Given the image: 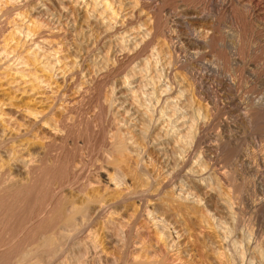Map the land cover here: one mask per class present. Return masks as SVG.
Segmentation results:
<instances>
[{
	"label": "bare ground",
	"instance_id": "1",
	"mask_svg": "<svg viewBox=\"0 0 264 264\" xmlns=\"http://www.w3.org/2000/svg\"><path fill=\"white\" fill-rule=\"evenodd\" d=\"M25 1L27 2V0H25ZM68 1L72 2L74 5H76L79 8L78 10L81 9L82 12H84L83 14L85 16V19H87L88 17H91V18L93 17L94 22L96 20L95 23H97V25L101 26V28L104 31V34H106L109 37L108 39L111 42V44L114 43V45H111L110 42L107 41L108 43L106 44V46L108 44H110L111 47L112 46L115 47V44H116V46H119L121 51L125 50V52H126L128 47H130V46L132 48L134 47V49H135V47L137 48L138 46L141 45V47H138V48L139 49L142 48V46H143L142 44H144L147 41V37H149L148 34H150V37H151V32L149 31L150 33H148V31H147L148 27H146L147 28L146 29L145 24H144V26L142 24H138V26L137 25L132 26V28L122 29L123 28L122 26L127 25V24L124 25V22H127V18H129V17L131 18L132 16H130V15H132V14L130 12H127L123 15L120 11V9L123 7L119 6L120 9L117 8L115 6L116 4L114 3L115 0H68ZM136 1H138V0H136ZM18 2H19V0H0V25L5 23V25H7V27L9 28L8 36L5 38V40L3 39L4 41H2L3 43H1V45H0V76L3 77V78L0 77V81L2 79H4V77H5V79H7L9 77L10 82L8 79H7L8 80L7 82H9L10 85L12 84L16 87H20L21 89L24 90V92H28V93L33 92L32 95L33 96L35 95L36 98L40 97V99L37 100V99L33 98V100H36L35 101L36 106H34L35 105L34 103H32L34 105L31 106V104H30L31 101H29V103H26V101H25V103L22 104L23 101L21 99L20 100L22 102H20L19 105H16L15 102L13 100H11V99H13L12 97H14L12 95V93L10 96L11 98L7 97L5 99L6 102H2L0 100V157L4 156L3 154H5V155L7 154V156L9 154V156H8L9 159H7L8 164L7 163L4 164V162H6V161H4L3 164L2 163L0 164V200L1 199L3 200V198L5 196H7L6 198H4V200L7 198H9L11 200L10 203L12 205L10 206L9 209L12 210V206H13V208L17 207V205L19 206L18 202H20V200H22L21 198L27 197V194L29 195L30 192L32 193L31 189H35V187H37L36 189H38L39 187L42 190L44 189L43 191H45L47 193V195L48 194L50 195V197H49L50 202L47 199L48 197H46L47 205L44 203L46 206H44V208L40 210L39 214H38L37 210L35 209L36 213H37V215L35 214L36 217H32L31 219L29 218V216L27 215V214H29V208H28V213H26V211H24L25 212V214H24L21 211L24 216L25 215L28 216V217H26L27 219L29 218L28 220H26L24 217H21L22 216L21 215L20 217L22 219L20 222L17 221L15 223L14 220L16 218H14L13 221H14L15 225L13 223L12 224L14 226L10 225V227L13 226L12 235H11L13 237V241L20 238L21 240L19 239L18 241L21 243V241H23V239L26 238V239H24V243L22 242V244H24V245L23 246L20 245V247H22L24 250L26 249V251H27V252H24L23 249L20 248V249H22L21 251L23 252V253L20 252L23 255L22 257H26V258L28 257V259H29L30 255L36 254L38 256L41 255L40 256L42 258L41 260H43V256H44V261L41 264H72V261L69 259V257L67 258V256H65V255L70 251V249L71 250L73 249L72 247H74L73 246L74 244H77L76 242H78V244L86 243V245L87 244L89 245L91 243L90 246L93 243V246H91V247L92 248L94 247L95 250H97L96 248H98L99 246L103 245V242H104L103 240H101V241L97 240L99 233L97 231L98 229H96V227H97L96 225H99L98 223L100 222L99 219L102 218V220H103L102 222L103 223L105 222V225L102 223L105 226V228H106V224L108 223L110 225V222H111V223H117L118 224V225L113 224V225H117L119 227L118 228L115 226V228H116L115 230L117 232H119L118 230H120V232H119L120 235L117 232L113 231V234L116 235V237H114L116 239V241L119 239V237L117 235H119L121 237L119 240L120 245L118 244L119 247L121 246V250L119 248L120 253H118V252H116V250H114L115 253L119 254L117 257V261L116 260H114V261H116V263H118V264H144L143 261L136 260L137 259L136 255L134 254L135 256H133L132 251H131L133 249L132 247L136 243L135 242V239L137 238L136 233L137 232L139 233V227H138L139 223L138 222L144 218L145 220H147V222H149L148 224H151V226L153 227V230L155 233L154 235H156V237L159 239L158 241L162 242L163 245H165L166 248L171 251L172 258L182 262L184 260V258H187L188 256H190V254L193 252V251L191 252L192 248L190 249V247H189L190 243L187 244L186 241H185V244L182 243L183 245L188 246V249H185V248L182 249V247L180 248V246H182V244L179 243L182 239H184L183 236L185 235V233L188 232V230H186V224H187L186 220L190 219L192 221V219L190 218L192 215L193 219H196V222L198 219V221H199V223H201V225H202V223H203V225L205 223L206 225H209V227H210L212 224L211 228L213 230L214 235H212L211 237H210V235H208L211 240L206 243L205 248L209 247V249L212 251L211 253H213V255L216 257V260L220 259V260H218L219 264H264V249L262 247H260L261 246V245H259L260 243L254 242L255 243V245H254L250 242L251 237L248 238V236H250V234L249 235L245 234V236H247V238L249 239V240L244 239L247 241V242L245 241V243H244L245 244L244 246H247L246 247L247 251H246V249L244 250V246L242 244L243 238L240 239V237H239L243 233L240 232L241 233L240 235L237 233L239 236H236L237 234L233 235L232 231L229 230V229H232L231 228L232 225H231V227H229L230 223L228 224V221H227L228 227H226V225H224L222 223V221L225 222L224 219L222 220L219 215H218V218L221 219L222 221L216 219L215 218L216 214H215V216L212 215V213H211L212 211L210 212L211 209L210 210L208 209L209 211L206 209V212L202 211L205 209L204 207H203L204 209H202V206H203L202 200L203 199H201L202 197H199L198 193H196L193 190V188H195V186H197V184H199V188H200V185H205L206 187L211 189L212 193H214L215 187H213V186H215L216 183L214 184L212 182L213 181L212 179H216L217 177H220L218 175V176H216V178H213V176H209L210 173L207 176L208 173H206V168H205V166L207 164L204 165V163L200 160V162L197 163V165L199 164L197 167L195 165L196 164V161H195V162H193V165H195V166L193 167V165H192V167L190 166L185 171L182 170L183 169L182 167H181L182 169L181 168L176 169L174 167L171 169V171H168V169L166 170L164 168L165 170H163V171H165V173H162V177H161V174H158V173L155 174L154 173L153 168H156V167H154V165H153L155 162L154 163L149 162V159L152 160L151 156H148V157H150L148 159V158H145L144 155H142L143 152L141 150L142 149L144 150V148L142 147L143 144L146 145L148 143V145H149V143L151 141L154 142V140L157 139L156 138L157 135L159 138V140H157V142L160 141L159 143L161 145L160 149L163 148V150L161 152L162 153L161 155H163V157H164V155H167V153H168V152L166 153V151L163 152L164 146H166V145L169 146L168 144L174 145L177 142L178 143V144H176L177 146L181 145L182 143L186 144V146H187L188 143L190 142L192 136L194 135V131H195V127H196L195 126V118L190 116L191 112L189 114L190 117H188L189 119L186 118L183 121H181L182 119L180 120L182 122L180 126L183 125L182 127L175 126V127L171 128L170 127L171 119H173L171 117V115L174 116V114L168 113V115H167L165 113H161L162 112V110H161V112L158 111V113L160 112L161 114L159 115V117L156 118L155 117L156 115L154 116L155 113L152 110L153 108L151 110L154 114L151 112L150 108L145 107L146 108L145 109L143 107L144 103L140 102V101L144 100L141 97L143 96V93L146 91L140 92L142 94V96L139 93V91H140V89H142V87H143L142 85H144L145 83H147V85L149 83L148 86H150L151 82H152L151 85L154 84V85H152L154 90L153 91L149 90L150 91L149 96H148L149 98H150V95L152 97L153 94H156V92H158V90H160V89L162 90L163 86H164L163 89H167V87L169 86L168 85L166 87L165 85H163L159 89V87L157 85V84H159V82H161V81H159L160 80L159 79L160 73L158 72V69H157L158 64L161 63V61L160 62L158 61L159 63L157 62V60L160 59V58H158V55L161 56V54H164V50L161 51V50H159L160 48L157 47L158 44L160 47L161 42H158V44H156L157 46L154 45V47L153 46L151 47V45H149L151 47L149 49L150 54L149 55L147 54L148 56L147 57L145 56V58L143 59L142 62L141 61L140 62L132 61L133 63L132 62L131 63L133 65L130 64L132 66L128 67V69H130V73H128L129 75L128 76L124 75L123 78L120 77L121 79L118 82L119 83L118 88L120 91H122V93L121 94L119 93V94H120L121 98H123V103L121 102L122 101L121 99H118V100H121L120 102L122 103V106L124 104L130 105V111L129 112L127 111V110H129L128 107H127V109H125L128 113L131 112L129 115L130 121L127 122L128 119H125V120H127L126 122H123L124 121L123 119H122L123 121H121L118 117H116L117 116L116 112H113L114 114H116L115 121H113L114 127H113V129L111 128L108 131H106V127H105L106 125L104 126V122H103V115L106 116L108 114V113L105 114V109H107L108 111L111 112V109H112L111 107L114 106V105L111 106V103L113 104V102H114L113 101L114 97L112 98V100L107 98L109 100L107 102L109 103L108 107L110 109H108V107H106L104 109V107L102 106L100 114L98 113V115L101 116L100 119L97 121L99 123L98 126L99 127L101 126L100 129L103 130L102 131L103 133L101 131H99V133H102L103 136L102 135L100 136V138H101L100 148L99 149L95 148V149L102 152L103 153L102 157H105L106 162L113 165V166L111 165V168L108 169L109 167H107V168L104 167L103 166L104 164L103 165L101 164L102 161L100 159H97L100 161V165H102L100 168H99L100 165L96 166L100 169L99 173L101 174L100 175L101 177L99 176V178L97 180L100 183H104V187H105V188H103L104 190H101V188H98V187L96 188L94 186L95 184H93L92 182H89V180L85 179L87 177L86 176L87 173L85 172V174H84L85 165H87L85 162H89V161H86V160L83 161L84 160L83 159L81 161L79 160L80 162L78 163V161L75 160L73 155H72L76 151L80 150L81 145L79 144V142L82 143V146L83 145H85L86 147L88 146V149H89V147L91 149L93 147V145H92V147L89 145V144H91L92 137L94 136V133H95V132L93 133L94 130H92L93 127L91 125V124H93V122L91 120L86 121V119H85L86 124L82 125L83 121L81 122L80 119L78 118V115L76 114L75 109L77 106H74L80 99H82L81 97L83 94V90H85L87 87L82 85V84L76 83V85L72 87V89L74 90L73 91L74 97L72 96L73 98L71 97L72 100H70V101L67 100V96L65 95L66 92L60 88L63 84H67V82L69 80H70V83H73V81H75L73 79H76V78H74L75 74H77L78 71H79L78 75H80V73H81V76H82V74L84 75V72L82 73V71L80 69L81 65L78 63L80 60L78 61V59L76 58L77 55H75V56H73L74 57L73 60L69 61V59L67 57H65V55L62 54L64 51L62 49V44H59L57 42L55 43V41L48 39L47 33L48 32L51 33V30L50 29L48 30L46 27L43 28L42 25L39 24L41 22L38 23L37 22L38 20L34 19V17H32V16H29V14H26L23 11L22 12L19 11ZM121 3H123V2H121ZM121 3H118V5L119 4L121 5ZM136 3L137 2L133 3L132 6L135 7L134 4H136ZM37 4L35 7L36 11L43 12L44 10L46 11L48 9L47 7L44 6L46 8L45 9L42 6L43 4L42 5H39V4L37 5ZM130 6H128L127 8H129ZM32 8H33V6H32ZM45 13H48V12H45ZM138 14H139L138 15L139 17L142 15L139 12H138ZM49 15H50V13H49ZM151 17H152V15H151ZM196 18H198V17H196ZM83 19H84V17H83ZM141 23H143V22H141ZM130 25H132V24H130ZM133 25H134V23H133ZM1 26H3V25H1ZM1 26H0V30H1ZM48 28H49V26H48ZM156 28H158V27H156ZM149 29H150V27H149ZM154 31H156V29H154ZM155 37H157V35L154 36V38ZM152 38L153 37H151V40H152ZM158 40H156L155 42H157ZM96 42H97V40H96ZM151 42H154V40ZM151 42L149 41L148 44H150ZM95 44H97V43H95ZM148 44H147V47H149ZM153 44H155V43H153ZM162 44H164V43H162ZM110 45H108V46H110ZM106 46L104 48H106ZM93 48L89 49V50L93 51ZM95 48H97V46ZM119 48H117V49H119ZM108 49H110V47H108ZM134 49H132V50L130 49V51H133ZM161 49H162V47H161ZM112 50H111V52H112ZM90 51H88V52H90ZM108 51L110 53V50H108ZM115 53H119V52L116 50ZM165 53H167V51H165ZM88 54L89 53H87V56H89ZM95 54L97 55V53H95ZM102 54L101 55L104 58L101 59L102 60L101 62L104 61V63L106 65L103 64V65H105L103 67H106V69H107V66L109 65L108 60L109 61L112 60V59H110L111 55L109 57V55L106 52H104ZM127 54H129L128 51H127ZM136 54H135V56H136ZM83 55L85 56L86 53ZM93 55H94V53H93ZM101 55L99 54L98 56L100 57ZM107 55L109 58L108 57L105 58ZM166 55L170 56L169 54H166ZM90 57L93 58L96 56H89V59H90ZM83 58L86 60L85 57H83ZM112 58H114V57L112 56ZM132 58L135 60L134 56ZM142 58H143V56H142ZM96 59H97V61L98 60L100 61V59H98V57H96ZM96 59L93 61L97 62ZM137 59L139 60V57ZM165 59H162L163 63H164L163 60H165ZM168 60H170V59L168 58ZM99 61L97 63L100 66L101 63ZM115 61L113 62V60H112L110 62L115 63ZM80 62H82V60ZM110 64L112 65V63H110ZM165 64H166V62H165ZM165 64H162V65H165ZM168 64H169V61H168L167 65ZM103 67H102V65L100 67H98L96 69V73L98 74V72H100V69L102 70ZM164 69H166V67ZM91 70H92V68H91ZM90 76H91V74H90ZM85 77L87 78L86 75H85ZM85 77L82 76V78L84 79V80H82V82L85 81V82H83L84 84L87 81ZM167 77H168V75H167ZM166 80L168 81L167 78H166ZM5 82H6V80H5ZM58 83H59V86H60V84H62L59 88L57 87ZM55 84H56V86H53ZM161 84H163V83L161 82ZM165 84H167V83H165ZM179 85H180V83H179ZM171 86H173V85H171ZM5 87H7V86H5ZM10 87H12V86H10ZM67 87H71V86H67ZM137 87H139V88L141 87V88L136 90ZM12 88H14V87H12ZM153 88L151 87V89H153ZM8 89H10V88H8ZM116 91H117V89H116ZM166 91L164 93H163V91H161V93L163 95H165ZM146 93H145V95H146ZM162 94H161V97H159L160 94L158 97L162 98V96H163ZM168 94H170V91L168 92ZM170 96H171V94H170ZM177 96H181V94L177 95ZM145 97H147V96H145ZM149 98H147V99L150 100L151 98L150 99ZM159 98L157 100H155V102L159 101L160 100ZM164 98H166V97H164ZM0 99H2V98H0ZM16 99L14 98V100H16ZM152 99H154V98H152ZM174 99L175 98H172V97L170 99V97H168V95H167V98L165 99L166 100L165 102H168V104L171 105L170 108H173V106L176 102V101L174 102ZM2 100H4V99H2ZM7 100H8V102H7ZM115 100H116V98H115ZM46 101H48L49 103H46ZM59 102H60V106L59 105L57 106V103L59 104ZM115 102H118V101H115ZM115 102H114V104H116ZM180 102H184V101H180ZM188 102L189 101L187 100L188 105L191 104ZM38 103H39V105L45 104L46 106H38ZM149 103H151V102H149ZM176 103H179V102H176ZM20 104H22V105H20ZM67 104H69V105H67ZM151 104H150V106H151ZM162 104H161V106H162ZM187 104H186V106H187ZM5 105L10 106V107H15L18 110L17 112H20L24 115V117L26 118L25 122L20 123L19 120L15 118L16 116L15 117L11 116V115L9 116L8 115L9 113H6V111L4 110ZM118 105L120 106V104H118ZM165 105L167 107V103ZM165 105H163L164 109L163 108H160V109H163V111L166 109L169 110L170 108L169 107L166 108ZM119 106H118V108H119ZM122 106H120V108H122ZM180 106H182V105H180ZM175 107L177 110V106H175ZM187 107L189 108V107H191V105H189ZM174 110L175 109H173V113L175 112ZM179 110L181 111L180 108L178 109V111ZM126 111H124V114L122 113L120 115H126L125 114ZM194 111H196V110H194ZM98 112H99V109H98ZM117 112H118V110H117ZM186 112L189 113L188 111H186ZM169 114H170V116H169ZM196 114H197V111H196ZM181 115H184V112ZM255 115H256V120H257L258 127H259L258 130H260V132L264 135V121H263L264 117L262 119V113H260V112L256 113ZM184 117L185 116H183L182 118H184ZM196 117H198V115ZM120 118H123V117H120ZM180 118H181V116H180ZM180 118H178V120ZM89 119H91V117ZM113 120H114V118H113ZM140 120H142L141 123H140ZM146 120L148 122V125L146 122H144ZM196 121H197V119H196ZM243 121H244V119H243ZM173 122H172V124H173ZM101 124L104 127H102ZM172 124H171V126H172ZM174 125L175 124H173V126ZM147 126H149V127H147ZM38 127L39 128L41 127V129L49 130V132L53 135V139H51V135H50L51 140H49V141H44L45 138L43 136L42 137L36 136L33 132H36L35 130ZM91 127H92V129H91ZM39 128H38V130H39ZM102 128H104V129H102ZM175 128H177V129H175ZM96 129H97V127H96ZM187 129H188V131L186 132ZM152 130L153 131L155 130L154 132H156V134H153L154 133L153 132L152 133L153 135H152L151 134ZM95 135H96V133H95ZM46 139H48V138H46ZM24 141H26V142L24 143ZM94 141H95V139H94ZM201 141H202V139H201ZM37 142L41 144V151L35 153V151H33V145L36 144ZM96 142L98 143V140H96ZM185 142H188V143H185ZM214 143H216V142H214ZM78 144H79L80 148H78ZM205 144H206V142H205ZM212 144H209V145L211 146ZM150 145H151V143H150ZM150 145H149V147H150ZM176 145H174V146L176 147ZM217 145H218V143H217ZM217 145L215 144V146H217ZM238 145H239V143H238ZM140 146L142 147V149L139 148ZM145 147H147V145ZM152 147H155V146L152 145ZM167 148H169V147H167ZM208 148H210V147L208 146ZM216 148H215V150H216ZM220 148L221 147H219V149ZM211 149L213 150V148H211ZM233 149H235V148H233ZM166 150L168 151V149H166ZM177 150L179 151V149H177ZM177 150H176V152H177ZM231 150H232V148H231ZM22 151H25V153L22 154ZM169 151H170V149H169ZM180 151H182V149ZM202 151H204V150H202ZM224 151L226 153L225 149H224ZM229 151H227V152H229ZM234 151H236V149ZM94 152H95V150H94ZM102 153H99V154H102ZM233 153H234L233 151H230L229 154L227 153V155H229V158H230V155H232ZM222 154H224V153H222ZM90 155H92V153H89L87 155V157L89 156V158H90ZM169 155H168V158L169 157L172 158V156L171 155L169 156ZM183 155H184V153L183 154L180 153L179 156L176 155L175 158L176 159L181 158L180 160H182V159H184ZM200 155H201V153L199 154V157L197 155L196 158L201 159ZM233 155H235V154H233ZM54 157H56V158H54ZM81 157L84 158L85 155H83ZM87 157H86V159H87ZM100 157H101V155H100ZM102 157H101V159H102ZM243 159H241L242 162H243ZM2 160H3V157H2ZM12 160H13V162H11ZM87 160H90V159H87ZM184 160L186 161V158ZM184 160H182V161L185 162ZM203 161L205 162V160H203ZM106 162H105V164H107ZM174 162H175V159H174ZM11 163L15 164V165L20 163L22 165V169H23L25 176L23 178H21L20 180L17 179L18 177H16V173L13 170V166L10 165ZM179 163H181V162H179ZM201 163H203L204 166L200 165ZM97 164H99V163H97ZM151 164L153 165V168H151ZM182 164L183 163H181V165ZM169 165H171V164H169ZM173 165L174 164H172V167H173ZM186 165H187V163H186ZM233 165H234V163H233ZM87 166H86V169H87ZM177 166H179V164ZM58 167H60V169H62L61 170L62 172H58V174H56L55 173L56 171L53 172V170L55 168L58 169ZM222 167H224V166H222ZM90 168H92V167H90ZM97 169H95V171ZM214 169H216V168H214ZM223 170L227 171L226 169L222 168V170H220V172H222ZM51 171L53 173H55L56 175L52 174ZM207 171H208V169H207ZM216 171H218V170H216ZM88 172H90V171H88ZM14 173H15V175H14ZM99 173H97V174L99 175ZM214 173H212V174H214ZM222 173H224V172H222ZM47 174H49V175H47ZM50 174L52 176H50ZM225 174H227V173H225ZM225 174H224V176H226ZM163 175H164V178H163ZM84 176H86V177L84 178ZM174 176H175V179H176V176L177 177L179 176V178L181 176H188L187 180L190 181L189 178H191V181L193 180L192 184H195V186L192 185V187L194 186L192 188V187H190L191 185L188 186L187 184H185L184 181H181V180H180L181 182H179V183L177 182L178 185L172 186L171 184H173V183L176 184V181H177V180L175 182L172 181ZM96 177H98V176H96ZM185 178H183V179L185 180ZM227 178H228V176H227ZM170 179H171L170 184L169 183L167 184L168 180H170ZM180 179H182V178H180ZM158 180H159V182H158ZM217 182H219V181H217ZM228 182H230V180ZM94 183H96V182H94ZM212 184H214V185H212ZM168 186L169 187L172 186V187L170 189H168L169 188ZM228 187H229V185H228ZM40 188H39V191H41ZM203 188H205V187H203ZM66 189L70 190V191L67 190L69 193L71 192L70 195L67 191H66V193H64V191ZM115 189H119V191L118 192L116 191V193H115L114 192ZM209 189H207V191ZM252 190H253V188H252ZM39 191H38V194H39ZM43 193H41V194L42 195L46 194V193H44V194ZM217 194L220 196H218ZM217 194H216L217 199H218V201H220L218 203L221 204L220 206H223V209L225 211L224 213L226 215H228V218L229 217L233 218L236 215V212H235L236 210L232 206L234 203H233V201L231 203V200H230L231 198H230L229 194H228V196L230 198L229 200L226 199L228 197L225 196V198H223L224 195L222 196V194H220L218 192H217ZM224 194H226V193H224ZM42 195H41V197L43 200ZM47 195H44V202H45V196H47ZM36 197H37V195H36ZM41 197L39 196L38 199H40ZM9 199H8V201H9ZM212 199H211V201H212ZM27 200H28V198H27ZM154 200H158V201H155L157 203H152V201H154ZM215 200H216V198L214 199V201ZM214 201H213V204H214ZM1 202L2 201H0V203ZM25 202H24V204H25ZM28 202H29V200H28ZM37 202H38V200H37ZM210 202H209V204H210ZM35 203H36V201H35ZM21 204H22V201H21ZM129 204L130 205H132V204L136 205L137 204L136 206H134V207H136L134 209L135 210L134 214L132 212V214L129 215L130 218L128 220H127L128 217L126 218L127 221L124 219V221H126V224H122V222H123L122 220H120V221L118 220L119 222H116L117 219H115V218L117 216H115V215L120 214V211H121V210H119V206L120 205L127 206ZM262 204H263V202H262ZM27 205H25L24 207H26ZM37 205H38V203H37ZM41 205H42V203H41ZM215 205L213 207H215ZM28 206L31 207V204ZM38 206H36L37 209H38ZM244 206H246V205H244ZM42 207H43V205H42ZM128 207H127V209H128ZM156 208H158V209L161 208V212H157ZM207 208H209V206ZM217 209H218V207H217ZM22 210H24V209H22ZM184 210H185V212L183 213ZM14 211H16V209ZM21 212H20V214H21ZM30 212H31V209H30ZM187 212L190 214L189 218L184 217L185 213L187 215ZM234 212H235V214H234ZM15 213L17 214V212H15ZM120 215H122V214H120ZM11 216H12V212L10 215V219H11ZM114 216H115V218H114ZM185 218H186V220H185ZM234 218H237V217L235 216ZM234 218H233V220L231 219V221H234ZM34 219L36 222H38L37 224L35 222L34 223L31 222L32 220L34 221ZM121 219H122V217H121ZM19 220H20V218H19ZM180 220H182L183 223H180ZM211 220H213V222H211ZM29 223H32L33 226H34V224H36V225L34 227L33 226L28 227ZM148 224H146L147 227H148ZM172 224H174L172 227L173 231H172V228H171V231H169L170 229L168 227L169 226L171 227ZM192 224H193V222H192ZM245 224H247V223H245ZM103 225H101V226H103ZM109 225L107 226V228L108 227L111 228L112 225H110V226ZM243 225H242V227H243ZM104 226H103V228H104ZM143 226H145V225L143 224ZM117 228H118V230H117ZM9 230H10V228H9ZM238 230L242 231V228H240ZM253 231L254 230H252V232ZM243 232H244V229H243ZM208 233H210V232H208ZM108 235L106 237L107 240H108V238L111 239V237L114 236V235H112L111 237H108ZM121 235H123V236H121ZM138 235H140V234H138ZM11 236H9V237H11ZM201 236H203V235H201ZM245 236H244V238H246ZM22 237H24V238L22 239ZM102 237H101V239H102ZM238 237H239V239H238ZM103 239H104V237H103ZM204 239H206V238L204 237ZM207 239H209V238H207ZM253 239H255V238H253ZM88 240H93V242L91 241L88 243L87 242ZM186 240H187V238H186ZM18 241H16V243H14V242L13 243L18 244L17 243ZM84 241H86V242H84ZM119 241H118V243H119ZM190 241H188V242H190ZM260 241H261V239H260ZM10 242H12V241H9V243ZM107 243L109 244V242H107ZM217 243H219L217 245V247L218 246L219 247L215 250V248H216L215 244H217ZM246 243H247V245H246ZM19 244H18V246H19ZM108 244H107V246H108ZM256 244H258L259 246ZM86 245L83 244L82 247L83 248L84 247L85 248L90 247V246H86ZM144 246H146V245H144ZM262 246H264L263 243H262ZM13 248H14V245H13ZM83 248H82V250H84ZM94 248H93V250H94ZM91 249H89V248H87V250L85 249L86 252H83V254L85 253L84 254L85 258L90 254L89 250H91ZM146 249H148V248H146ZM10 250H11V247H10ZM16 250H17V248H16ZM202 250H203V248H202ZM13 252H14V250H13ZM93 253H94V251L91 254H93ZM16 254L17 253H15L14 255H16ZM68 254H70V253H68ZM83 254H81L80 257L77 256L78 258H76V259H75V255L73 257H71V259L73 258V264L74 263L75 264H82L80 258L83 256ZM70 255L72 256V254H70ZM169 255H170V253H169ZM137 256L139 257V255H137ZM13 257H15V256H13ZM19 257L21 259V256H19ZM149 257H150V255H149ZM35 258H37V257H35ZM141 258L139 257V259H141ZM212 258H211V262H214V261H212ZM20 259H19V261H22ZM86 259H88V258H86ZM16 260H18V259L16 258ZM41 260H39V261L41 262ZM165 260H166V258H165ZM213 260H215V259L213 258ZM216 260H215L214 264H216V263L218 264V261H216ZM15 261H13V262L15 263ZM30 261H31V259H30ZM148 261H150V259ZM157 261L158 260H156V262ZM13 262L11 261V264H13ZM23 262H24V260H23ZM27 262H28V260H27ZM156 262H153V263H156ZM186 262H188V261H186ZM18 263H15V264H18ZM116 263H114V264H116ZM30 264H32V263H30ZM94 264H95V262H94ZM148 264H149V262H148ZM157 264H166V263L161 261L160 263L158 262Z\"/></svg>",
	"mask_w": 264,
	"mask_h": 264
},
{
	"label": "rangeland",
	"instance_id": "2",
	"mask_svg": "<svg viewBox=\"0 0 264 264\" xmlns=\"http://www.w3.org/2000/svg\"><path fill=\"white\" fill-rule=\"evenodd\" d=\"M131 1L133 3L137 2L139 5L136 3V4H134L135 7H133L132 6L133 3ZM138 1H136V0H118V1L115 0L114 1V3L116 4L115 6L117 8H119V6L123 7L121 9L119 8L123 15L127 12H130L132 14V15H130L132 17L131 18L129 17L130 19L127 18L128 23L124 22V25H126V24L127 25L122 26L123 27L122 29L132 28V26H136V25L138 26V24H142L144 26V24H145V28L148 27V30H147L148 33L151 32V37H153L151 40L150 34H148L149 37H147V41L144 44H142L144 47L142 46V48H140V49L138 47H141V45L138 46L137 48L135 47V49H134V47L132 48L131 46H130L131 48L128 47L129 50L127 49V51L129 54H127V51L125 52V50L121 51L119 46H116V44H115V47L114 46L111 47V45H114V43L111 44V42L108 39L109 37L106 34H104V31L101 28V26L97 25V23H95L96 20L94 22L93 17H92L93 19L91 17H88L87 19H85V16L83 14L84 12H82L81 9L78 10L79 8L76 5H74L72 2H69L68 0H27V2L25 0H19V2H18L19 11H21V12L23 11L24 13L29 14V16H32V17H34V19L38 20L37 21L38 23L41 22L39 24H41L43 28L46 27L48 30L49 29L51 30V33L50 32L47 33L48 39L55 41V43L57 42L59 44H62V49L64 50L62 54L65 55V57H67L69 59V61L73 60V58H74L73 56L77 55L76 58L78 59V61L82 60V62H83L82 63L79 61L78 63L81 65L80 69H81L82 73L84 72V75L82 74V76L83 77H85V75L87 76V78L85 77L87 80L85 84L83 83L85 81L82 82V80H84V79L82 78L81 73H80V75H78L79 71L77 74H75L74 78H76V79H73V80H75V81H73V83H70V80H69L67 82V84H63V85L60 84V86L62 85L61 87L59 86V83L57 84L58 88L60 87L63 91L66 92L65 95L67 96V100H69V101L72 100V98L74 97V94H73L74 90L72 89V87L75 86L76 83L82 84V85L87 87V88L85 87L86 89L83 90V94L81 97L82 99H80L74 106H77L75 109L76 114L78 115V118L80 119V121L81 122L83 121L82 125L86 124V121H88V120H91L93 122V124H91L93 129H92V127H91V129L94 130L93 133L95 132L96 135L94 133V136L92 137V142L89 145L91 147L93 145L94 148L92 147V149H91L89 147V149H90L89 150L88 146L87 147L85 145L82 146V143L79 142V144L81 145L80 146L81 148L79 147V144H78V148H80V150L76 151L73 154L71 153V154L73 155L74 159L78 161V163L83 159H84L83 161H85V160L89 161V162H85L87 165L89 164L88 165L89 167L87 165H85V170H84V174L86 172L87 173L86 176L89 179L86 176H84V178L86 177L85 179H87V180H89V182H92L93 184H95L94 186L96 188L98 187V188H101V190H104L103 189V188H105L104 183H100L97 180L99 178V176L101 175L99 173L100 172L99 168L104 164L103 165L104 167H106V168L109 167L108 169H110L112 164H109L108 162H106L105 157H102L103 153L100 152L99 150H97L100 148V142H101L100 136L101 135L103 136V134H102L103 130L100 129L101 126L99 127L98 126L99 123L97 122L101 117L98 115V113L100 114L102 106L104 107V109L106 107H108V105H109V103L107 102V101H109L108 99L112 100V98L114 97L113 101L114 102L118 101V102H115L116 104H114V102H113V104L111 103V106L114 105L113 107H111L112 108L111 112L108 111L107 109H105V114L108 113L106 115L107 117L105 115H103V122H104V126L106 125L105 126L106 131H108L111 128L113 129V127H114L113 121H115L116 114H117L116 117H118L121 121L124 120L123 122H126L127 120H125V119H128L127 122L130 121L129 115L131 112L128 113L130 111V105L124 104L122 106L123 98H121V96H120L122 91H120L118 88L119 87L118 82L120 81L121 78L124 77V75L125 76L129 75L128 73H130V69H128V67L133 65L132 61H137V62L141 61L142 62L143 59L145 58V56L147 57L150 54L149 49L152 46L154 47V45L157 46L156 44H158V42H161L160 44L162 46L160 45V47H159V44H158L157 47L160 48L159 50H161V51L164 50V54H161V56L158 55V58H160V59H158V60L156 59V60H157V62L161 61V63L158 62L160 65L157 63L158 64L157 69H158V72L160 73V77H161V78L159 77V79H160L159 81H161L163 84H161V82H159V84H157V85H158L159 89L163 85H165L166 87L169 85L170 87L168 86L167 89H163L164 88V86H163L162 90L160 89V90H158V92H156L157 95L153 94V96L155 95L154 97L153 96L151 97V95H150V98H151L150 99L148 97L149 92L151 90L152 91L154 90V88L152 86L154 84L151 85V83H152L151 82L150 86H148L149 83L147 85V83L144 82L145 84L142 85L143 90L140 89L141 87L136 88V90L140 89L139 93L144 92V91L147 92V93L144 92L143 96L140 93L142 96L141 98L144 99V100L141 99L142 101H140V102L144 103V105L142 104L144 108L148 107V108H150V110L153 108L152 110L155 114L152 112V110H151V112L154 114V116L156 115L155 116L156 118L159 117V115L161 113H165L167 115H168V113L174 114L175 117L171 115V117L173 118V119H171V124L174 121L175 123L173 122V124H175V125L173 126V124H172V126H171V124H170L171 128L175 127V126H177V127L180 126L182 123L181 121H183L186 118L189 119L188 117H190V116L195 118V126L197 128L195 127L194 135L192 134L193 135L192 138L190 137L191 143L189 141H188L189 143L185 142V143H188L187 146L184 143H182V144L180 143L181 145L177 146L176 145V144H178L177 142L174 144V145H176V147L173 144H168V143L167 144L169 146H167V145L166 146L169 148L164 146L163 152H165V151H166V153L168 152L172 156V158H170V157L168 158V155H169L168 153H167V155H164V157H163V155H161L163 148L160 149V147H161V145L159 143L160 141L157 142V140H159L158 135L156 137L157 139L154 140V142H152V141L150 142L151 145L149 143L150 147H149L148 143L146 144L147 147H145L146 145L143 144L142 147L144 148V150L142 149L141 146L139 147L140 149H142L141 151L144 153V154L142 153V155H144V157L148 158V159L150 158L148 156H151V159L153 161L149 159V162H152V163L155 162L156 163V164L155 163L153 164L154 167H156V168H153L152 164H151V168L154 169L155 174L156 173L161 174V177H162V173H165V171H163L165 169L166 170L168 169V171H171V169L174 167L176 169L182 167L183 169L182 168L181 169L185 171L190 166L192 167L193 162H195V161H196L195 165L198 167L199 164L197 165V163L200 162V160L204 163V165L207 164L205 166L206 173H208L207 176L209 175V173H210L209 176H213V178H216V176H218V175L220 176V177H217L216 179H212L213 180L212 182L214 184L216 183L215 186H213V187H215L214 193H212L211 189H209L205 185H200V188H199V184H197V186H195V184H192L193 180L191 181V178H189L190 181L187 180L188 176H181L180 178H182V179H180L179 176L178 177L176 176V179H175V176H174V178H173L174 180L172 179V181H174V182L176 180L177 181H176V184H174L172 182L173 184H171V185L172 186L178 185V183L181 181H184L185 184H187L188 186L191 185L190 187H192V185H194L196 189L193 188L194 187L193 186L192 187L193 190L196 193H198L199 197H202L201 199H203L202 200L203 201L202 202V205H203L202 209H204V208L205 209L202 211L206 212V209L207 210L211 209L210 212L212 211L211 213L214 216L216 214V217H215L216 219H218V220L224 219L225 222H223L222 220L221 221L224 225H226V227H228L227 226V221H228V224L230 223L229 227H231V225H232V227H231L232 229H229V228L228 229L232 231L233 235H235L237 233L240 235L241 233H243V234H241L242 237L239 236L238 234L236 235V236H239L240 239L243 238V242H242L243 246L245 245L244 243L246 241L244 239L249 240L248 238L251 237L250 242L252 244L255 245V243H260L259 244V245H261L260 247H262L264 249V246H262V243L264 244V231H263L264 230V138H263L264 135L260 132V130H258L259 127H258V123L256 120V115H255L256 113L260 112V113H262V119L264 117V0H150V1L149 0H138ZM117 2L118 3L123 2V3H121L122 6L120 4L118 5ZM37 3L39 5L43 4L42 6L43 7L45 6L48 9L46 11L44 10L43 12L36 11L35 7H36ZM32 6H33V8H32ZM128 6H130V7L127 8ZM45 12H48V13H45ZM138 12L140 14H142L140 17L138 16L139 15ZM49 13H50V15H49ZM151 15H152V17H151ZM195 16L198 18H196ZM83 17H84V19H83ZM141 22H143V23H141ZM133 23H134V25H133ZM130 24H132V25H130ZM1 25H3V26H1ZM1 25H0L1 26L0 31L2 33L0 32V45H1V43H3L2 41H4L5 38L9 34V31H8L9 28L7 27V25H5V23H3ZM48 26H49V28H48ZM155 26L158 28H156ZM149 27H150V29H149ZM154 29H156V31H154ZM155 34L157 35V37H155L156 39L154 38V36H156ZM96 40H97V42H96ZM153 40H154V42H151ZM156 40H158V41L155 42ZM107 41L110 42L111 45L108 44L110 46H108V45L106 46V44L108 43ZM149 41L151 42L150 44H148ZM95 43H97V44H95ZM153 43H155V44H153ZM162 43H164V44H162ZM147 44H148V46L151 45V47L150 46L147 47ZM96 46H97V48H95ZM105 46H106V48H104ZM108 47H110V49H108ZM116 47L119 49H117ZM161 47H162V49H161ZM92 48H93L94 52L92 50L91 51L89 50ZM107 49L110 50V53ZM130 49L131 50L134 49L135 51L134 50L130 51ZM111 50H112V52H111ZM116 50L119 53H115ZM88 51H90V52H88ZM165 51H167V53H165ZM104 52H106L109 55V57L111 55L110 59H112L113 62L117 59L115 61V63L110 62L112 60H110V61L108 60V62H109L108 64L110 66L108 65L107 69H106V67H103L106 65L104 63V61L101 62L102 61L101 59L104 58V57H102V55H103L102 53H104ZM85 53H86V55L84 56L83 54H85ZM87 53H89L88 54L89 56H96V57H98V59H100V61L99 60L98 61L101 63V64L100 63L99 64H100V66L102 65L103 69L101 70L99 68L100 72H98V74L96 73V69L100 66L97 63L98 61H97L96 57H93V58L90 57V59H89V56H87ZM93 53H94V55H93ZM95 53H97V55ZM98 53L100 55L101 54L102 55L99 57ZM134 53L135 54L137 53L136 56ZM166 54H169L170 56H167ZM108 55L105 58H107ZM112 56L114 58H112ZM133 56H134L135 60L132 58ZM142 56H143V58H142ZM83 57H85L86 60ZM138 57H139V60L137 59ZM94 58L96 59L97 62L93 61V60H95ZM168 58L170 60H168ZM162 59H165V60H163L164 63L162 62ZM167 60L169 61L168 65H167V63H168ZM165 62H166V64H165ZM110 63H112V65ZM94 64L95 65L97 64V65L95 66ZM103 64H105V65H103ZM130 64H132V65H130ZM162 64H165L166 66L162 65ZM163 67L164 68L166 67V69H164ZM91 68H92V70H91ZM90 74H91V76H90ZM167 75H168V77H167ZM1 78H3V77H1ZM166 78L168 79V81L166 80ZM4 79H5V77H4ZM4 79H2L0 81V98L4 99V100L0 99L2 102H6L5 99L7 97L11 98L10 96L12 93V95L14 97H12L13 99H11V100H13L16 105H19V103L22 101H23L22 104L25 103V101H26V103H29V101H31L30 102L31 106H33L34 104H35L34 106H36V103H35L36 100H33V98L39 100L40 97L36 98L35 95L34 96L32 95L33 92H30V93L24 92V90L21 89L20 87H16L12 84L10 85L9 77L7 78L9 80V82H7L8 81L7 79H5L6 80V82H5ZM165 83H167V84H165ZM179 83H180V85H179ZM171 85H173V86H171ZM5 86H7V87H5ZM10 86H12L14 88H12ZM53 86H56V84ZM67 86H71V87H67ZM151 87L153 89H151ZM8 88H10V89H8ZM116 89H117V91H116ZM161 91H163V93L166 91V94H165L166 96L163 95L161 93ZM169 91H170L171 96H170V94H168ZM145 93H146V95H145ZM159 94H160V96H159ZM161 94L166 98H167V95H168V97H170V99H171V97L175 98L176 100L174 99V102L176 101L179 103L175 102L173 108H170L171 105H169L168 102H165L166 98H164L163 96H162V98H159V97H161ZM176 94L177 95L181 94V96H177ZM115 95L116 96L118 95L117 96L118 98ZM145 96H147V97H145ZM156 96L157 97L159 96L158 98L160 100L155 102V100L158 99ZM14 98L15 99L17 98V99L14 100ZM115 98H116V100H115ZM147 98H149L150 100H148ZM152 98H154V99H152ZM118 99H121L122 101L118 100ZM8 100H7V102H8ZM187 100L189 101L188 103H191V104H189V105H191V107H189V108L187 107V106H189L187 104ZM48 101H46V103H49ZM180 101H184V102H180ZM149 102H151L152 104ZM32 103H34V104H32ZM117 103L120 104V106H122V108H120V106ZM166 103H167V107L165 105ZM22 104H20V105H22ZM150 104H151V106H150ZM161 104H162V106H161ZM186 104H187V106H186ZM58 105L60 106V102H59V104L57 103V106ZM67 105H69V104H67ZM163 105H165L166 108L169 107L170 109L169 110L166 109L167 111L164 110L165 111L164 112L163 111V109H164ZM180 105H182V106H180ZM5 106H4V110L6 111V113H9L8 114L9 116L10 115L14 116V117L16 116L15 118L18 119L20 123L25 122L26 118L24 117V115L22 113L17 112L18 110L15 107H10V106L5 107ZM38 106H46V105L45 104L39 105V103H38ZM118 106L120 109L118 108ZM175 106H177V110H176ZM127 107L129 109V110H127L128 112L125 110V109H127ZM158 108L159 109L163 108V109L159 110ZM179 108L181 109V111L180 110L178 111ZM98 109H99V112H98ZM108 109H110V108L108 107ZM116 109L118 110V112ZM173 109H175L174 113H173ZM193 109L197 111V114H196V111H194ZM161 110H162V112H161ZM124 111H126V113H125L126 115H120L122 113L124 114ZM158 111H160L161 113L160 112L158 113ZM186 111H188L189 113H187ZM113 112H116V114H114ZM183 112H184V115H181V114H183ZM190 112H191V114H190ZM189 114H190V116H189ZM197 115H198V117H196ZM169 116H170V114H169ZM180 116H181V118H180ZM183 116H185V117L182 118ZM90 117H91V119H89ZM120 117H123V118H120ZM113 118H114V120H113ZM178 118H180V119L178 120ZM85 119H86V121H85ZM196 119H197V121H196ZM243 119H244V121H243ZM141 121L142 120H140V123H141ZM263 121H264V119H263ZM144 122H146L148 125L147 120ZM104 126L102 125V127H104ZM182 126H180V127H182ZM96 127H97V129H96ZM147 127H149V126H147ZM38 128L35 130L36 132H33L36 136H38V137L43 136L45 138V139L43 138L44 141H49V140L53 139V135L49 132V130L41 129V127L38 130ZM102 129H104V128H102ZM175 129H177V128H175ZM99 131H101L102 133H99ZM154 131L152 130L151 134ZM187 131H188V129L186 130V132ZM153 134H156V132H154ZM50 135H51V139H50ZM46 138H48V139H46ZM94 139H95V141H94ZM201 139H202V141H201ZM96 140H98V143L96 142ZM25 142L26 141H24V143ZM205 142H206V144H205ZM207 142L209 144H212V143L213 144L210 146ZM214 142H216V143H214ZM237 142L239 143V145ZM217 143H218V145H217ZM215 144L217 146H215ZM152 145L155 147H152ZM179 146L180 147L182 146V147L180 148ZM208 146L210 148H208ZM219 147H221L220 148L221 150L219 149ZM95 148H97V149H95ZM211 148H213V150ZM215 148H216V150H215ZM231 148H232V150H231ZM233 148H235L236 151H234L235 149H233ZM93 149L95 150L96 153L94 152ZM166 149H168V151ZM169 149H170V151H169ZM177 149H179V151ZM181 149H182V151H180ZM224 149L226 150V153H225ZM176 150H177V152H176ZM202 150H204V151H202ZM229 150L233 151L234 152L233 154H235V155H233V154L230 155V158H229V155H227V153L229 154V152H230ZM33 151H35V153L40 152L41 151V144L38 142L36 144H34L33 145ZM227 151H229V152H227ZM88 152L92 153V155H90V158H89V156L87 157V155L89 154ZM24 153H25V151H22V154H24ZM99 153H102V154H99ZM180 153H182V154L184 153L183 157H184V159L186 158L187 162L184 159H182V160H184L185 162L180 160L181 158L180 159L175 158V156L176 155L179 156ZM200 153H201V155H200L201 159L196 158L197 155L199 157ZM222 153H224V154H222ZM3 155H4V156H2L3 160H2V157H0V161H1L0 164L1 163L3 164L4 161H6V162H4V164L7 163V161H8L7 159H9L8 158L9 154H8V156H7V154L6 155L3 154ZM83 155H85L84 158L81 157ZM100 155H101L102 159H101ZM86 157H87V159H90V160L92 159L93 161L87 160ZM54 158H56V157H54ZM240 158L241 159L244 158L243 162L241 161ZM97 159H100L103 162V163L101 162L102 165H100V161ZM174 159H175V162H174ZM203 160H205V162ZM11 162H13V160ZM105 162L107 164H105ZM179 162H181L183 164L181 165V163H179ZM97 163H99V164H97ZM186 163H187V165H186ZM203 163H201L200 165H203ZM233 163H234V165H233ZM169 164H171V165H169ZM172 164H174L173 167H172ZM178 164H179V166H177ZM10 165L13 166V170L16 173V177H18L17 179L20 180L21 178H23L25 176L23 169H22V165L20 163L17 164L18 166L15 164H12V163ZM195 165H193V167ZM86 166H87V169H86ZM96 166H99V168ZM222 166H224V167H222ZM90 167H92V168H90ZM214 168H216V169H214ZM222 168L226 169L227 171L229 170V171L227 172V171L223 170L222 172H224V173H222V172H220V170H222ZM95 169H97L96 170L97 172L95 171ZM207 169H208V171H207ZM61 170L62 169H60V167H58V169L55 168L53 170V172L56 171L55 173L58 174V172H62ZM216 170H218V171H216ZM88 171H90V172H88ZM53 172L51 171L52 174H55ZM15 173H14V175H15ZM97 173H99V175ZM212 173H214V174H212ZM225 173H227V174H225ZM224 174L226 176H224ZM47 175H49V174H47ZM50 176H52V175L50 174ZM96 176H98V177H96ZM227 176H228V178H227ZM163 178H164V175H163ZM183 178H185V180ZM229 180H230V182H228ZM217 181H219L220 183ZM94 182H96V183H94ZM158 182H159V180H158ZM170 182H171V179L168 180L167 184L168 183L170 184ZM214 184H212V185H214ZM228 185H229V187H228ZM172 186H170V187L168 186L169 187L168 189H170ZM203 187H205V188H203ZM36 188L37 187H35V189H31L32 193L30 192L29 195L27 194V197L21 198L22 200H20V202H18L19 206L17 205V207H15V208H13V206H12V210L9 209L10 206L12 205L10 203L11 200L9 198L4 200V198H6L7 196H5L3 198V200L2 199L0 200V201H2L0 203V264H11V261L12 262L15 261L16 258L18 260H16L15 263L19 262L18 264H30V263L41 264L44 261V256H43V260H41L42 259L40 257L41 255L38 256L36 254L30 255L29 259H28V257L27 258L22 257L23 255L21 253H23V252L21 250L23 248L20 247V245L21 246L24 245V244H22V242L24 243V239H26V238L22 237V239L23 238L24 239L20 243L18 241L20 238L13 241V237L11 236L13 226L15 225V223L17 221L18 222L21 221V219H22L21 217H24L26 220H28L29 218L31 219L32 217H36V215H37L36 210L39 214L40 210L43 209L44 206L47 205L46 200L48 199V201H49L50 195L49 194L47 195V193L45 191H43L44 189L42 190L39 187L41 190V191H39V188L38 189H36ZM206 188L209 189L210 191L209 190L207 191ZM252 188H253V190H252ZM67 190L68 189H66L64 191V193H66ZM38 191H39L40 195L38 194ZM42 191L46 194H44ZM68 191H70V190H68ZM116 191L118 192L119 189H115L114 192L116 193ZM217 192L222 194V196L224 195L223 198H225V196L228 197V198H226L228 200L231 198L230 199L231 203L233 201L234 204L232 206L236 210V211L235 210L234 211L236 212L235 216L237 217V218H234L235 216L233 217L234 221H231V219L233 220V218H231V217L228 218V215H226L224 213L225 211L223 209V206H220L221 204L218 203L220 201H218V199H217V195H218ZM41 193H43L44 195H47V196H45V202H44V195H42ZM70 193H69V195H70ZM224 193H226V194H224ZM228 194H229L230 198H229ZM36 195H37V197H36ZM41 195L43 196V200H42ZM39 196L41 197L40 198L41 200L38 199ZM218 196H220V195H218ZM46 197H48V198L46 199ZM27 198H28L30 203L28 202ZM210 198L212 199V201ZM215 198H216V200L214 201ZM8 199H9V201H8ZM36 199L38 200V202ZM34 200L36 201V203ZM21 201H22L23 205L21 204ZM155 201H158V200H154V201H152V203H157ZM213 201H214V204H213ZM24 202H25V204H24ZM209 202H210V204H209ZM262 202H263V204H262ZM26 203L28 205L31 204L32 208L29 207ZM37 203L39 206L42 203L43 207H42V205L39 207L37 205ZM25 205H27V206L24 207ZM136 205H133V204L132 205L129 204L127 206L120 205L119 206V210H121L120 214H122L123 216L120 214H118L119 216L115 215V216H117L116 218L114 216V218L117 219V221L116 220L115 221L119 222L120 220H122L123 221L122 224H126V221L130 218L129 215H131L132 212L134 214V211H135L134 209L136 208L134 206H136ZM214 205H215V207H213ZM244 205H246V206H244ZM36 206H38V209ZM208 206H209V208H207ZM127 207H128V209H127ZM217 207H218V209H217ZM28 208H29V214L30 215L27 214L29 216V218L27 219L26 217H28V216H26V215L24 216L23 213L25 214L24 211H26V213H28ZM15 209H16V211H14ZM22 209H24V210H22ZM30 209H31V212H30ZM156 209H157V212H161V208H159V209L156 208ZM11 212H12V216L10 219ZM15 212H17V214ZM20 212H21V214H20ZM184 212H185V210L183 211V213ZM235 212H234V214H235ZM187 215L185 213L184 217L189 218L190 214L188 212H187ZM218 215L220 216L221 219L218 218ZM121 217H122V219H121ZM14 218H16V219L14 220ZM19 218H20V220H19ZM126 218H127V220H126ZM190 218L192 219V221L190 219L186 220V218H185V220L187 221L186 222L187 223L186 224V230H188V232H186L187 234L185 233L186 236L185 235L183 236L184 239H182V240L184 242L181 240L179 243L185 244V241L187 242V244L190 243L189 247H190V249L192 248L191 252L192 251L193 252L192 253L190 252L191 253L190 256H188L187 258H184V260L182 262L172 258L171 251L168 250L166 248V246L163 245L162 242L158 241L159 239L156 237V235H154L155 233H154L153 227L151 226V224H148L149 222H147V220H145L144 218L138 222L139 223L138 224L139 225L138 226L139 227V233L138 232L136 233L137 238L135 239L136 243L134 244V246L135 245L136 246L132 247L133 248L131 250L132 255L133 256L136 255V257H137L136 260H141V261H143L144 264H146V263L148 264V262H149V264H152L153 262H156V260H158V261L156 263H153V264H157L158 262L160 263L161 261L166 263V264H192V263L193 264H207V263L208 264H214L216 257L213 255V253H211L212 251L209 249V247L205 248L206 243L211 240L210 237L212 235H214L213 230L211 228L212 224L210 227H209V225H206L205 223H204V225H203V223L201 225V223H199L198 219H197V222H196V219H193L192 215ZM124 219L126 221H124ZM13 220L15 221V223ZM99 220H100V222L98 223L99 225H96L97 226L96 229H98L97 231L99 233L97 240H99V241L103 240L104 241L103 245L96 248L97 250H95V248L93 247L94 248V250H93V248L91 247V246H93V243L90 246L91 243L89 245L88 244L86 245V243H80L81 244L80 245V244H78V242H76L77 244H74L73 245L74 247H72L73 249L72 250L70 249V251L68 252V253L72 254V256L68 253L65 255V256H67V258L69 257V259L72 261V264H73V258L71 259V257H73L74 255H75V259L80 257L81 254H83V252H86L87 248H89V249L92 248V249L89 250L90 254L86 257L88 259L85 258V256H84L85 253L81 257L82 259L80 258L82 264H85V263L86 264H94V262H95V264H114V263H116L117 257L119 255L118 253H120L119 251L121 250V246L119 247V245H120L119 240L121 237L119 236L120 230H118V228H119L117 226L118 224L110 222V225H112L111 226V228L113 229L112 230L110 227L107 228V226L109 225L108 223L106 224V228H105V226H104L105 222L104 223L102 222L103 221L102 218ZM31 222L32 223L35 222L36 224L38 223L35 221V219H34V221L32 220ZM192 222H193V224H192ZM211 222H213V220H211ZM32 223H29L28 227L33 226ZM180 223H183V221L180 220ZM245 223H247V224L249 223V224L247 225ZM36 224H34V226ZM113 224H117V225H113ZM143 224L145 226H143ZM146 224H148V227ZM10 225H13V226L10 227ZM101 225H103L104 228ZM173 225L174 224H172L171 227L170 226L168 227L170 229L169 231H171V228L173 227ZM242 225H243V227H242ZM115 226L118 227L117 230L119 232H117L115 230L116 229ZM9 228H10V230H9ZM240 228H242V231L238 230ZM243 229H244V232H243ZM251 229L254 231L252 232ZM113 231H115L119 234V235H117L119 237V239L117 241L114 238V237H116V235L113 234ZM172 231H173V228H172ZM208 232H210V233H208ZM138 234H140V235H138ZM200 234L203 236H201ZM245 234H247V235L250 234V236H248V238H247V236H245ZM107 235H108V237H111L112 235H114V236L111 237V239L108 238V240H107V238H106ZM208 235H210V237ZM9 236H11V237H9ZM102 236L104 237V239ZM121 236H123V235H121ZM244 236L246 238H244ZM101 237H102V239H101ZM204 237L206 239H204ZM239 237H238V239H239ZM186 238H187V240H186ZM207 238H209V239H207ZM253 238H255V239H253ZM260 239H261V241H260ZM9 241H12V242L9 243ZM16 241H18L17 242L18 244L20 243L19 246H18V244H14V243H16ZM91 241L93 242V240H88L87 242L89 243ZM118 241H119V243H118ZM188 241H190V242H188ZM84 242H86V241H84ZM105 242L106 243L109 242V244L107 243L108 246ZM12 244L14 245L15 249L13 248ZM83 244L86 246H90V247H86V248L84 247L83 248L82 247ZM183 244H182V246H180V248L182 247V249H184V248L188 249V246L183 245ZM218 244L219 243L215 244V246H216L215 250L219 247V246L217 247ZM144 245H146V246H144ZM246 245H247V243H246ZM256 245H258V244H256ZM10 247H11V250H10ZM246 247L247 246H244V250L246 249V251H247ZM16 248H17V250H16ZM20 248H22V249H20ZM82 248L84 250H82ZM119 248H120V250H119ZM146 248H148V249H146ZM202 248H203V250H202ZM13 250H14V252H13ZM114 250H116V252H118V253H115ZM23 251L27 252L26 249L25 250L23 249ZM93 251L95 254L94 253L91 254ZM15 253H17V254L14 255ZM169 253H170V255H169ZM137 255H139V257L140 258L142 257V258L139 259V257ZM149 255H150V257H149ZM13 256H15L16 258ZM19 256H21V259ZM31 257L32 258L37 257V258L32 259ZM212 257L215 260H213ZM165 258H166V260H165ZM211 258H212V261H214V262H211ZM19 259L22 261H19ZM30 259H31V261H30ZM149 259L151 262L148 261ZM23 260H24V262H23ZM27 260H28V262L29 261L30 262L28 263ZM39 260H41V262ZM114 260H116V261H114ZM218 260H220V259H218ZM218 260H216V261H218ZM186 261H188V262H186ZM15 263L13 262V264H15ZM116 264H118V263H116ZM218 264H219V261H218Z\"/></svg>",
	"mask_w": 264,
	"mask_h": 264
}]
</instances>
